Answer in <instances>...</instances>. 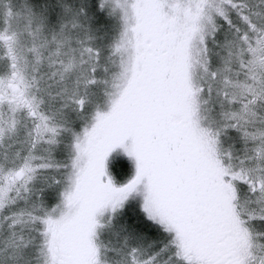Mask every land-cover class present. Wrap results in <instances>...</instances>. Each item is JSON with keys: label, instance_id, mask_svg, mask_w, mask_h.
Here are the masks:
<instances>
[{"label": "snow or ice", "instance_id": "obj_1", "mask_svg": "<svg viewBox=\"0 0 264 264\" xmlns=\"http://www.w3.org/2000/svg\"><path fill=\"white\" fill-rule=\"evenodd\" d=\"M0 264H264V0H0Z\"/></svg>", "mask_w": 264, "mask_h": 264}]
</instances>
